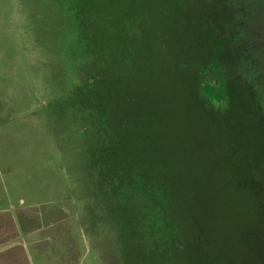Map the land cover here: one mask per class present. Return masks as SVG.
<instances>
[{
    "label": "rangeland",
    "instance_id": "1",
    "mask_svg": "<svg viewBox=\"0 0 264 264\" xmlns=\"http://www.w3.org/2000/svg\"><path fill=\"white\" fill-rule=\"evenodd\" d=\"M180 1L177 0V8ZM188 1L193 0H185V3ZM149 2L154 3L150 5ZM149 2L148 12H157L151 18L138 13L131 19L133 24L154 21L153 24L159 26L167 20L170 44L176 46L175 58L169 55L161 41L155 49L166 61H175L177 67L182 62L189 69L202 72L203 66L197 58L198 48L191 43L192 36L184 14L177 19L162 16L159 20L163 11L161 2L167 8L172 0ZM256 3L257 0H249L251 9L243 15L242 24L239 16H228V24L238 30L235 33L237 42L231 45L229 67L218 80L220 87L214 86L212 92L215 94L221 90L218 94L220 97L224 94L225 100L223 98V102H219L207 96L209 88L198 78L201 91L210 98L208 106L219 112L208 110L198 95L193 78L191 86L183 88L180 80L184 78L177 74L148 79L146 88H140L144 92L137 93L122 110L116 108V102H109L113 108L111 122L121 112L124 122L125 114L129 113L131 122H148V127L160 128V161L170 173L177 169V178L168 177L167 187L177 190L174 210L179 231L191 240L192 236L188 235L193 233L192 228L196 229L202 222L219 225L216 234L220 248L206 252H210V264H228L230 252L241 259V252L247 247L244 244L248 242H244L241 234L244 211L238 179L230 169L234 164L240 165V160L232 165L230 157L219 152V147L224 145L218 144L212 122H235L229 125H236L241 142H245L247 130L253 131L256 125H260L256 118L251 119L247 114L244 119L253 122H245L243 116H238L240 113L223 110V103L231 90L228 89L230 80L234 84L237 80L243 81L251 96L248 103L264 107V3L262 0ZM254 5H258L257 11ZM76 35L78 27L74 17L70 16L69 0H0V182L4 188L11 187V177L6 173L9 167L18 173L16 184L22 185L20 188L29 186L25 183L28 177L21 174V170H27L28 175L34 178L31 186L37 181L41 192L37 196L35 213L41 219L44 216L52 218L54 227L48 229L47 234L58 235L53 240L49 238L48 242H41L39 249L68 254L69 264H120L116 215L113 231L107 226H99L95 232L85 213L84 202L79 199L81 194L73 191L74 180L67 170L72 158L71 149L80 146L81 139L78 126L72 124L66 127L70 136L65 134V125L70 122L68 111L67 122L61 120L60 114L64 109H70L71 94L75 92L77 83H82L87 74H93ZM227 103L230 108V101ZM252 123L254 125L249 127ZM7 155H27V158L14 159L11 166H6L3 159ZM261 178L264 183V178ZM175 190L172 191L176 193ZM204 235L198 237L207 242ZM231 236L234 239L232 243ZM212 237L215 238L214 235ZM253 251L245 250L244 259L247 260V255ZM126 254L132 260L137 253L130 248ZM137 256L142 257L140 254ZM143 256L144 264H157L151 258L158 260L159 264H177V250L171 244L164 243L159 250L148 251ZM167 257L173 261L168 262ZM178 260L179 264H204L198 251L193 256L187 252L185 258Z\"/></svg>",
    "mask_w": 264,
    "mask_h": 264
},
{
    "label": "trees",
    "instance_id": "2",
    "mask_svg": "<svg viewBox=\"0 0 264 264\" xmlns=\"http://www.w3.org/2000/svg\"><path fill=\"white\" fill-rule=\"evenodd\" d=\"M149 1L69 0L70 16L74 17L78 27L75 37L89 59L93 74H87L82 83H77L75 92L71 94L70 109H64L60 114L61 120L67 122L68 111L70 122L65 128L71 124L78 126L80 135H77L81 139V145L71 149L72 158L67 170L74 180L73 191L81 194L79 199L84 202L85 213L95 232L99 226H107L113 231L116 215L120 264H144L143 255L159 250L164 243L171 244L177 250V264L178 258H185V253L191 252L193 256L196 251L204 264H210V252H206L220 248L216 234L219 225L202 222L196 227L197 230L192 228L193 233L188 235L192 236L191 240L179 231L174 210L177 190L167 187L168 177L177 178V169L170 173L160 161V128L148 127V122H131L129 113L125 114L124 122L121 112L111 122L113 108L109 102H116V108L124 109L137 93L144 92L140 88H146L148 79L163 74L183 77L180 80L183 88L190 87L194 79L198 95L208 106L210 98L201 91L200 78L211 92L207 90L209 93L205 94L223 102L224 94L222 97L218 94L221 90L215 94L212 92L214 86L220 87L219 77L229 67L227 55L231 45H226L220 31L224 24L220 20V3L209 14L206 0H196L194 3L181 0L178 8L177 0H172L167 8L161 2L163 11L161 16L158 14L159 20L162 16L177 19L183 14L187 18L191 43L198 48L197 58L203 70L198 73L182 62L175 66V61H166L155 49L161 41L171 57L176 55V46L170 44L171 36L166 28L168 21L156 26L154 21L133 24L134 20H131L138 13L151 18L157 12H148ZM153 3L149 2L150 5ZM214 81H218L217 85H213ZM239 95V92L230 91L223 103V110L227 109V101L231 105L239 101ZM208 108L210 112H219L210 106ZM229 124L234 125L235 122H212V131L218 144L224 145L219 147V152L228 155L232 165L240 160L241 167L234 164L230 169L238 179L240 203L244 211L241 234L244 235V242L248 241L244 244L247 246L245 250L254 251L249 252L247 260L244 259V248L241 259H237L235 254L233 257L230 252L227 262L264 264V183L261 178H264V122H259L260 125H256L253 131L246 127L245 142H241L236 125ZM64 131L70 136L67 128ZM115 205L117 207L114 208ZM200 235L207 237L208 241L204 242L198 237ZM233 241L231 236V243ZM130 248L142 257L136 254L130 260L126 254ZM151 259L159 264L158 260ZM166 260L170 262L173 258L167 257Z\"/></svg>",
    "mask_w": 264,
    "mask_h": 264
},
{
    "label": "crops",
    "instance_id": "3",
    "mask_svg": "<svg viewBox=\"0 0 264 264\" xmlns=\"http://www.w3.org/2000/svg\"><path fill=\"white\" fill-rule=\"evenodd\" d=\"M23 157L7 155L3 161L6 166H11L14 159ZM6 173L12 184L7 189L0 182V264H69L68 254L39 249L41 242H48L49 238L53 240L58 235L47 234L48 229L54 227L52 218L44 216L41 219L35 213L37 196L41 192L37 181L31 186L34 178L28 175L27 170H21L20 173L28 177L25 183H29L26 189H22L19 187L22 185L16 184L18 173L10 167Z\"/></svg>",
    "mask_w": 264,
    "mask_h": 264
},
{
    "label": "flooded vegetation",
    "instance_id": "4",
    "mask_svg": "<svg viewBox=\"0 0 264 264\" xmlns=\"http://www.w3.org/2000/svg\"><path fill=\"white\" fill-rule=\"evenodd\" d=\"M193 0L192 2L194 3ZM208 3L206 4L207 7H209V14L214 12L215 6L218 8L219 3L222 8V13L220 14V20H222L224 23L220 29L222 37L224 38V41L226 42V45H235L234 43L237 42V37L235 33L238 32L236 30L235 26H232L231 23L228 24V21L230 22V19L228 16H239L240 17V24L244 22L243 15L246 13L247 10H250L251 7L248 6L249 0H206ZM264 3V0H262ZM260 0H257L256 4H259ZM258 5H254V9L257 11ZM231 48H229L228 51H230ZM247 51V49L245 50ZM229 61V54L227 55ZM214 83H216L214 81ZM228 89L233 92H239V101H236L234 105H229L230 108L227 106V109L230 112H234L235 114H238L239 117L247 114L249 118L253 119L256 118L258 122H264V107L262 104L260 105H254L252 103H248V100L250 99L249 91L245 87V84L241 80H237L236 83H232L231 80L228 83ZM252 106V107H250ZM231 107H234L233 109ZM250 119H244L245 122H253L249 121ZM256 122V121H254Z\"/></svg>",
    "mask_w": 264,
    "mask_h": 264
}]
</instances>
